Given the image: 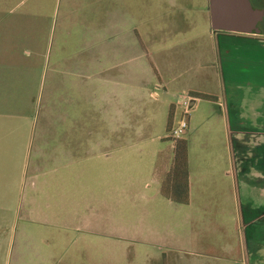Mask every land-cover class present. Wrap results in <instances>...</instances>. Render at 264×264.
<instances>
[{
    "label": "rangeland",
    "instance_id": "rangeland-1",
    "mask_svg": "<svg viewBox=\"0 0 264 264\" xmlns=\"http://www.w3.org/2000/svg\"><path fill=\"white\" fill-rule=\"evenodd\" d=\"M208 24L209 0H0V264H195L198 256L246 264L237 192L225 176L233 168L226 95ZM66 60L102 68V123L90 116L92 133H102V183H90L89 201L70 221L30 223L20 193L32 147L23 154L30 139L37 145L58 92L52 73ZM182 121L190 206L164 198L156 174L171 166Z\"/></svg>",
    "mask_w": 264,
    "mask_h": 264
},
{
    "label": "crops",
    "instance_id": "crops-1",
    "mask_svg": "<svg viewBox=\"0 0 264 264\" xmlns=\"http://www.w3.org/2000/svg\"><path fill=\"white\" fill-rule=\"evenodd\" d=\"M208 27L216 38L226 95L233 168L225 176L231 177L237 192L245 262L264 264V38L214 32L211 21ZM193 42L195 38L188 44ZM65 62L63 69L52 73V86L58 92L46 110L37 145L30 139L23 154L26 159L32 147L33 163L27 167L20 193V212L30 223L70 221L81 213L85 199L89 201L90 183H102V133H92L90 128L91 111L102 123V68L92 72ZM207 68L198 63L201 79L207 78L203 76ZM169 85L165 82L164 87ZM196 104L192 100L190 107ZM164 167L156 168L161 183L171 168ZM188 172L190 201L180 206L191 205L189 152ZM203 257L194 259L195 264H205Z\"/></svg>",
    "mask_w": 264,
    "mask_h": 264
},
{
    "label": "water",
    "instance_id": "water-1",
    "mask_svg": "<svg viewBox=\"0 0 264 264\" xmlns=\"http://www.w3.org/2000/svg\"><path fill=\"white\" fill-rule=\"evenodd\" d=\"M211 31L261 35L264 9H255L251 0H209Z\"/></svg>",
    "mask_w": 264,
    "mask_h": 264
},
{
    "label": "trees",
    "instance_id": "trees-1",
    "mask_svg": "<svg viewBox=\"0 0 264 264\" xmlns=\"http://www.w3.org/2000/svg\"><path fill=\"white\" fill-rule=\"evenodd\" d=\"M191 98L212 100L214 98L191 93ZM173 159L169 172L161 183V195L171 202L179 205H188L189 197V172H188V143L186 140L174 139Z\"/></svg>",
    "mask_w": 264,
    "mask_h": 264
},
{
    "label": "built area",
    "instance_id": "built-area-1",
    "mask_svg": "<svg viewBox=\"0 0 264 264\" xmlns=\"http://www.w3.org/2000/svg\"><path fill=\"white\" fill-rule=\"evenodd\" d=\"M186 128H187V124H186V122H183V121H182V122L180 123L179 129L173 131V137H174L175 139H179V138H180V135L183 134V133L185 132Z\"/></svg>",
    "mask_w": 264,
    "mask_h": 264
},
{
    "label": "flooded vegetation",
    "instance_id": "flooded-vegetation-1",
    "mask_svg": "<svg viewBox=\"0 0 264 264\" xmlns=\"http://www.w3.org/2000/svg\"><path fill=\"white\" fill-rule=\"evenodd\" d=\"M256 2H260L261 0H254ZM262 9H264V7H262ZM261 31H262V34L264 33V21L259 25Z\"/></svg>",
    "mask_w": 264,
    "mask_h": 264
}]
</instances>
